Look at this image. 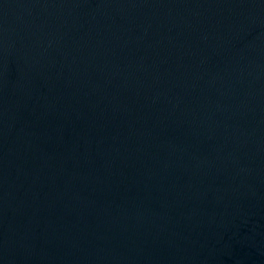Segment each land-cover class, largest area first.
<instances>
[{
	"label": "water",
	"instance_id": "obj_1",
	"mask_svg": "<svg viewBox=\"0 0 264 264\" xmlns=\"http://www.w3.org/2000/svg\"><path fill=\"white\" fill-rule=\"evenodd\" d=\"M0 264H264V0H0Z\"/></svg>",
	"mask_w": 264,
	"mask_h": 264
}]
</instances>
